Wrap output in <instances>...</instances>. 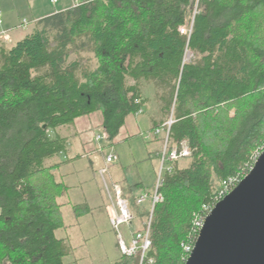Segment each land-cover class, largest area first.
I'll return each instance as SVG.
<instances>
[{"label":"trees","instance_id":"trees-1","mask_svg":"<svg viewBox=\"0 0 264 264\" xmlns=\"http://www.w3.org/2000/svg\"><path fill=\"white\" fill-rule=\"evenodd\" d=\"M87 51L94 69L81 60ZM147 86L163 117H150L152 132L172 120L173 145L192 150L189 166L165 176L147 257L186 264L196 218L264 149V0H81L1 47L0 264H68L71 248L57 237L70 227L64 211L71 206L77 224L91 208L64 200L59 170L80 156L48 164L68 154L59 130L100 112L112 146L127 118L151 104ZM142 189L123 186L140 221L150 215L136 203Z\"/></svg>","mask_w":264,"mask_h":264},{"label":"rangeland","instance_id":"rangeland-1","mask_svg":"<svg viewBox=\"0 0 264 264\" xmlns=\"http://www.w3.org/2000/svg\"><path fill=\"white\" fill-rule=\"evenodd\" d=\"M2 2L9 4L11 0H2ZM30 2L32 4H41L44 12H53L63 7L70 9L71 6H73L72 0H57V2H59L58 4L57 2L54 3L52 0H30ZM33 31V26H30L26 30V35L31 34ZM94 56L93 53L87 51L82 52L80 57L84 65L88 66L90 69H94L97 66V61ZM73 59H76V57H73ZM192 60H194L193 55L188 53L186 61L190 62ZM146 88V96L152 99L151 104L143 113L138 114L137 117L132 115L130 119H128V122H126V128L132 129L131 139L129 141H115L114 144L110 146L106 135L103 133L102 129L96 128L95 123V127L84 132L83 135V140H87V145L84 149L86 151L94 149L95 154L92 157L94 166L92 167V160L89 158L90 154H88L85 155L84 158H79L74 163L75 168L70 166L66 169L67 171L73 170L76 172L66 176L64 179L66 185L70 187L64 200H68L71 205H78L83 204V199H85L88 206L91 208V212L79 218L77 224L72 207L69 206V208L64 211L65 223L70 227L67 230L57 232V237L66 239L68 246L71 248V255L66 259L68 264H116L122 257L118 248V237L113 231L106 215L99 209L103 195L105 198V210L109 201V196L105 188L106 184L107 187L112 190L115 184L121 185L118 182H113L112 179L114 178L125 180L130 186L142 180L144 183L142 192L152 191L156 184L160 162L154 155L152 158L149 157V151L152 145H150L151 143H147L148 141H146L142 135L145 131L151 129L150 117H154L156 120H161L163 117L160 115L158 102L154 99V89L149 86ZM234 110L235 109L231 111L230 116L235 115ZM99 117H101L100 113L91 116L92 122L94 123V121H97ZM89 118L88 116L83 117V119H79V123L90 120ZM136 118L137 123L134 121ZM68 129L69 128H66L65 131V128H63L59 131L63 136L73 135L72 132H68ZM98 135L103 136L104 140L96 143L95 138ZM160 144V149L162 150V139H160ZM101 149H105V151H100L99 153L98 150ZM263 151L264 149L261 147L254 157L257 155L260 156ZM112 153L118 157V161L112 166H108L109 172L105 176L104 181L101 176V171L107 166L106 157ZM56 162L57 159L48 164L51 165ZM191 162L192 157L182 160L179 166L184 168L189 166ZM247 170L248 168H245L238 176H235V178L247 176ZM148 210H150L149 207ZM147 219H145V221ZM196 220L194 223H196ZM139 226L140 221L136 219L134 221L133 230L139 228Z\"/></svg>","mask_w":264,"mask_h":264},{"label":"water","instance_id":"water-1","mask_svg":"<svg viewBox=\"0 0 264 264\" xmlns=\"http://www.w3.org/2000/svg\"><path fill=\"white\" fill-rule=\"evenodd\" d=\"M186 264H264V151L209 213Z\"/></svg>","mask_w":264,"mask_h":264},{"label":"built area","instance_id":"built-area-1","mask_svg":"<svg viewBox=\"0 0 264 264\" xmlns=\"http://www.w3.org/2000/svg\"><path fill=\"white\" fill-rule=\"evenodd\" d=\"M54 3L57 0H52ZM74 6L79 5L81 0H74ZM26 23V21H24ZM3 23V16L0 13V25ZM191 29L182 28L181 33L185 35H191ZM173 124V121L165 123L162 128L155 130L147 134L146 139L149 141L160 138L163 140V148L158 154V159L160 162L158 168V176L156 184L152 191H146L141 193L137 197V205L139 207H143L147 205L149 207V217L145 218L143 221H140L136 214L133 212L131 208L130 200L127 199L124 195L123 187L119 184H115L113 189L110 190L107 187L105 182L106 193L109 196V201L106 207V212L108 216V220L113 231L116 233L118 237V248L122 256L132 258L138 257L139 264H154V259L149 258L148 254L152 248V240H151V231L152 224L154 218V211L158 204L162 203L164 200L163 194L161 192L164 186V180L166 174L172 173L177 164H179L182 160L188 159L192 157V150L190 149L187 142H183L182 144H174L170 139V129ZM103 136H97L96 141H103ZM102 151V150H101ZM259 158V157H258ZM257 158V159H258ZM256 159V161H257ZM118 161V157L115 154H109L106 157L107 166L101 171V176L104 180L105 176L108 174V166H112ZM249 174V173H248ZM247 174V175H248ZM230 178L227 181H224L220 191L218 193V197L216 199V203L211 208H205V214L197 218L196 220V237L194 241L190 245H184L186 251L185 261L191 255L196 241L199 237L200 231L205 223V220L210 212L215 208V206L221 202L226 196L231 194L233 190L239 185V183L245 178ZM105 181V180H104ZM140 221L139 228L133 230L134 221Z\"/></svg>","mask_w":264,"mask_h":264},{"label":"crops","instance_id":"crops-1","mask_svg":"<svg viewBox=\"0 0 264 264\" xmlns=\"http://www.w3.org/2000/svg\"><path fill=\"white\" fill-rule=\"evenodd\" d=\"M73 1V6L74 7V3L75 1ZM59 2H57L58 4ZM43 5V4H42ZM66 9H68L67 7H63L60 8L59 10L56 11H43V7L41 6V4L39 3H34L32 4L30 2V0H11V3L7 4L2 2V0H0V13L3 16V23L0 25V48L1 47H7V48H11L13 47L16 43H18L19 41H21L22 39H24L27 35H26V30L27 28H29L30 26H33V29H35L36 24L38 21L42 20L45 17H48L50 15H53L57 12H63L66 11ZM49 12V13H47ZM26 21V23L24 22ZM100 113V112H97ZM96 114V113H95ZM101 114V113H100ZM94 115V114H93ZM91 115V116H93ZM91 116L87 121H83L82 123H79V119H83L79 118L76 120L74 127H71L68 129V132H72L73 135H66L63 136L61 134V132L59 131V133L63 136V137H67L69 139V143H70V147L68 150V154L66 155H61L60 157L57 158V162L56 163H63L66 162L67 160H71L74 158H76L77 156H80V158H84L85 155L90 154V159L92 160V157L94 156V149L90 150V151H86L84 148L87 145V140H83V135L84 132H87L90 129H93L95 126L94 124L96 123V128L98 129H102V124H103V117L101 114V117L98 118L97 121H94V123L92 122V118ZM132 116V115H131ZM129 116L126 120V122H128V119H130ZM138 115H135V117H137ZM150 119V124H151V129L145 131L143 133V138L146 139L147 134L152 132V122H151V118ZM137 123V118L136 120H134ZM134 122V123H135ZM92 126V127H91ZM63 129V128H61ZM66 131V128H65ZM131 132L132 129L131 128H126V123L125 126L121 129V132L119 134V136L115 139V141H129L131 139ZM99 136V135H98ZM97 138V136H96ZM95 138V142L99 143L96 141ZM114 141V142H115ZM146 141H148L147 143H151L150 145H152L150 151H149V157L152 158V156L154 155L156 157V159H158V154L161 151L160 149V138H157L155 140L149 141L146 139ZM78 148V150H77ZM102 150V149H101ZM101 150H98V152L100 153ZM105 151V149H104ZM79 159V158H78ZM76 159L73 162H69V163H64L62 165V167L60 168V174L63 176V178L65 179L66 176L72 175L74 174L76 171H71V170H66L68 169V167L70 166H74V163L78 160ZM159 161V159H158ZM92 167L94 166L93 160L91 161ZM113 182H118L120 183L122 186H124L125 184H127V182L125 180H118V179H112ZM137 184H141L142 187L144 186V183L142 180L138 181L137 183H135V185ZM129 185V184H128ZM134 186V185H132ZM143 191V190H142ZM143 193V192H141ZM84 203L88 204L87 201L85 199H83ZM100 211H102L107 219V212L105 210V198L103 195V199L101 201V204L99 206Z\"/></svg>","mask_w":264,"mask_h":264}]
</instances>
